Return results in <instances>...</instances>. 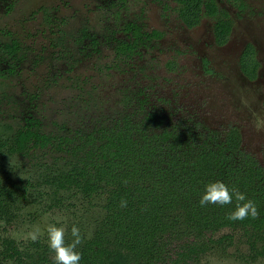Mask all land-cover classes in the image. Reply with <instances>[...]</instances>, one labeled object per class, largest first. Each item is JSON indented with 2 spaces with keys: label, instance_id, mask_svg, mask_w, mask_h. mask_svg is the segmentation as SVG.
Masks as SVG:
<instances>
[{
  "label": "rangeland",
  "instance_id": "374dc122",
  "mask_svg": "<svg viewBox=\"0 0 264 264\" xmlns=\"http://www.w3.org/2000/svg\"><path fill=\"white\" fill-rule=\"evenodd\" d=\"M219 3L233 20L221 48L213 44L211 19L189 29L171 0H0V46L18 43L13 57L0 51V139L26 120L49 131L61 123L76 125L81 117L92 123L113 112L124 91L143 88L152 106L196 119L199 131L224 135L237 128L244 151L264 167V0H246L241 11L232 0ZM129 25L140 34H156L138 43L133 58L114 62L115 43L130 40ZM247 44L259 60L253 82L238 67ZM3 162V176L35 181L37 174L21 161ZM29 200L15 219L0 221V238L48 244L49 225L65 235L72 223L89 236L101 213L97 200H64L65 208L54 209ZM229 234L232 243L214 246L201 264H264L263 257H249L247 245L230 229L213 239Z\"/></svg>",
  "mask_w": 264,
  "mask_h": 264
},
{
  "label": "trees",
  "instance_id": "16d2710c",
  "mask_svg": "<svg viewBox=\"0 0 264 264\" xmlns=\"http://www.w3.org/2000/svg\"><path fill=\"white\" fill-rule=\"evenodd\" d=\"M196 5L181 10L189 25L196 22ZM185 10L193 13L192 20ZM228 31L223 21L216 26L222 38ZM13 47L0 46V51L12 56ZM131 49L123 45L120 56L129 58ZM146 96L143 88L124 91L116 109L92 123L81 117L76 125L61 123L49 131L26 120L0 139V221L15 219L31 198L50 209L65 208L69 199L97 200L101 213L91 234L80 230L79 264H201L214 246L234 240L233 234L213 239L224 229L238 233L252 260L264 258V170L238 152L237 140L224 142L199 131L196 119L151 107ZM6 159L32 169L35 181L3 176ZM217 180L251 199L257 216L229 220L235 198L228 205L201 207L204 186ZM73 225L65 244L74 240ZM0 264H55L54 253L40 240L19 245L2 237Z\"/></svg>",
  "mask_w": 264,
  "mask_h": 264
},
{
  "label": "flooded vegetation",
  "instance_id": "af4514ba",
  "mask_svg": "<svg viewBox=\"0 0 264 264\" xmlns=\"http://www.w3.org/2000/svg\"><path fill=\"white\" fill-rule=\"evenodd\" d=\"M174 4H175V10H176V16L178 17V19L183 23V25L189 29H193L196 26H198V24L200 23V21L202 20V18H207V19H211L213 24H212V34H213V44L216 47H223L225 46L230 38V34L232 31V26H233V20L230 16V13L224 8L222 7V5L219 3V0H171ZM196 10L192 9L194 11H196L194 13V15L196 16V22L194 24H187L185 23L184 19H183V15H182V11L184 9V7H186V5H190L192 4L193 6L196 4ZM232 4L234 5V7H236V9L238 11L243 10L246 7V0H232ZM185 16L187 17L188 21L192 20L194 15L193 13L190 11L188 12L187 10L184 11ZM220 21H223L225 23L228 24L229 26V31L227 33L226 36H224V38L220 37L217 33H216V26L218 25V23ZM127 30L131 32V37L130 40H121L118 41L117 43H115L114 46V55H113V59L114 62H119V60L121 59H128V55L127 56H120V47H123V45L126 44H131V52L130 55L133 58L134 54L137 52L138 48H139V42L143 41V40H148L150 38H152L156 33L153 31L151 33H147V34H140L139 32V36L135 35V30H137V28L133 25H129L127 27ZM138 31V30H137ZM16 46V50L18 48V43L16 41H12L10 44H5L2 45L3 47L5 46ZM15 50V47H13ZM15 50V52H16ZM14 55V54H13ZM10 56V57H13ZM238 67L240 68L241 73L244 75V77L249 81V82H253L255 80H257L258 78V71H259V60L257 58V53H256V49L253 45L251 44H247L244 49L242 50L240 56L238 57ZM145 94L147 95L146 91L144 90ZM148 99V95L146 96ZM149 101V99H148ZM150 106L152 107L151 103ZM160 109V108H159ZM200 128V127H199ZM198 128V130H199ZM207 134L211 135H216L217 137H219L222 141L226 142V141H231L232 139L237 140V150L238 152L244 156L245 158H248L247 160H251V161H256L254 158H252L247 152H245L243 146H242V133L235 127H231L228 132L224 135L219 134L216 131L210 130L206 132ZM258 165L264 170V167L262 165H260L258 163Z\"/></svg>",
  "mask_w": 264,
  "mask_h": 264
},
{
  "label": "clouds",
  "instance_id": "9594fccd",
  "mask_svg": "<svg viewBox=\"0 0 264 264\" xmlns=\"http://www.w3.org/2000/svg\"><path fill=\"white\" fill-rule=\"evenodd\" d=\"M233 198L237 201L236 207L228 216L229 220L239 221L245 217L257 216L256 204L251 199H246L245 195L235 188L229 187L222 181L217 180L209 182L204 186V190L198 201L201 207L206 205H228L232 203ZM243 202V203H240ZM126 201L121 200V206ZM71 234L74 240L71 244H65L64 230L56 225H49L47 228V242L49 249L54 253L55 264H79L81 253L76 251V245L81 241L80 230L75 225L71 228ZM32 239H36V233H32Z\"/></svg>",
  "mask_w": 264,
  "mask_h": 264
}]
</instances>
